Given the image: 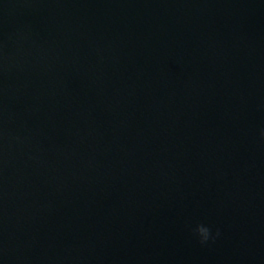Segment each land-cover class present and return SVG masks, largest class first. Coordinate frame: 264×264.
<instances>
[{
	"label": "water",
	"instance_id": "95a60500",
	"mask_svg": "<svg viewBox=\"0 0 264 264\" xmlns=\"http://www.w3.org/2000/svg\"><path fill=\"white\" fill-rule=\"evenodd\" d=\"M261 129L264 0H0V264H264Z\"/></svg>",
	"mask_w": 264,
	"mask_h": 264
},
{
	"label": "clouds",
	"instance_id": "9594fccd",
	"mask_svg": "<svg viewBox=\"0 0 264 264\" xmlns=\"http://www.w3.org/2000/svg\"><path fill=\"white\" fill-rule=\"evenodd\" d=\"M260 138L264 139V129H261L259 132ZM192 234L198 239L201 245L207 244L210 240L220 236V230L216 229L213 233L212 228L205 223H197L192 229Z\"/></svg>",
	"mask_w": 264,
	"mask_h": 264
}]
</instances>
